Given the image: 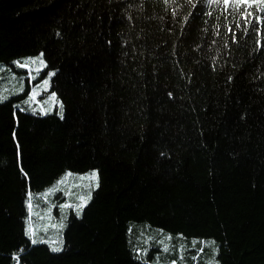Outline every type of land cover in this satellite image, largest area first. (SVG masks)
<instances>
[{
  "label": "trees",
  "instance_id": "trees-1",
  "mask_svg": "<svg viewBox=\"0 0 264 264\" xmlns=\"http://www.w3.org/2000/svg\"><path fill=\"white\" fill-rule=\"evenodd\" d=\"M249 11L0 0V76L23 87L0 100V264H264V11ZM41 53L51 108L20 66ZM93 172L79 215L45 218L62 248L46 229L32 243L29 203L80 205Z\"/></svg>",
  "mask_w": 264,
  "mask_h": 264
},
{
  "label": "rangeland",
  "instance_id": "rangeland-1",
  "mask_svg": "<svg viewBox=\"0 0 264 264\" xmlns=\"http://www.w3.org/2000/svg\"><path fill=\"white\" fill-rule=\"evenodd\" d=\"M40 55V54H39ZM39 55L30 58V59H34L36 57H38ZM29 59V60H30ZM43 60L45 62L44 56H43ZM46 64V62H45ZM31 66V65H30ZM28 68V67H27ZM36 70L39 68L40 71L36 72L35 75H30V81L32 83V92H33V88L34 86H37V89H40V86L42 85L43 81L45 79L49 80V86L46 90L41 89V93L38 94V98H39V104L41 105V107H43L45 105V108H51L53 106H55L58 103V97L57 94H55L54 92L51 91V76L49 77V73H45V67H42L39 64H36L34 67ZM13 71H9L8 69L5 71V73L0 76V100L6 99L9 95H11L12 93H19L20 90L17 89H13L14 87H16V80L19 78L17 75L15 76L13 74ZM34 90V91H36ZM44 94L43 97H41V95ZM55 95L56 100L55 101H51L50 97L52 95ZM72 176H74L73 174L67 175L63 180L64 181H69ZM81 177H84V179H81ZM91 177V173H87V174H81L76 176V179L78 180V182H80V193L82 194L83 198H84V206L88 203L89 201V196H91L92 190L94 188H96L97 185V180L94 178H90ZM77 189H73L72 187L67 190V193H71V194H65L67 199L70 197H74L73 194L76 195L77 193ZM56 201H59L60 199H55ZM69 200V199H68ZM36 205V204H35ZM59 205L60 209L62 210V214L63 216L66 217V215H69L71 213L77 214L79 215L82 211V209L78 210V204L74 207L73 203L71 202H64V201H60V203L58 204H53V200L50 199V195L47 196V199H43L41 201V205H36L33 209H30L31 212V219L32 221V230H33V234L32 237L36 240L39 241V237H38V233L40 230L42 229H46L49 230V236H48V240L46 242L50 243L51 246L53 248H58L61 249L62 246L60 244H57L56 241H53L52 239L54 238H58L61 242L63 241L62 238L60 237L57 229L59 227V221L57 220L56 222L51 221L50 223H46L45 222V218L48 217L50 215V210ZM65 205H70L69 207H65ZM61 220V219H60ZM63 224H66V220L64 219ZM43 241V240H42Z\"/></svg>",
  "mask_w": 264,
  "mask_h": 264
},
{
  "label": "snow or ice",
  "instance_id": "snow-or-ice-1",
  "mask_svg": "<svg viewBox=\"0 0 264 264\" xmlns=\"http://www.w3.org/2000/svg\"><path fill=\"white\" fill-rule=\"evenodd\" d=\"M212 3L215 4H222L224 6V10L225 11H230L232 13H240L241 15H244L245 13H247L248 16L252 15V12L249 11V9H252L253 7H255L256 9L260 10V11H264V0H212ZM39 64L42 67H46V64L43 60V53H41L38 57L34 58V59H30L28 61H25L23 64H21V67H28L29 65H36ZM40 69H37V72H39ZM50 75H55V73H51ZM49 86V80L45 79L42 83V85L40 86V89H44L46 90ZM40 89H37L36 91H33L31 93V97L30 100H35L36 96L39 94ZM20 91H23V87L21 86ZM51 101H55L56 97L53 94L50 97ZM28 101H26L27 103ZM62 105L60 106L61 108V116H62ZM70 175V174H69ZM90 178H94L97 180V187L99 186L98 184V174L96 172L91 173V177ZM81 179H84V177H81ZM60 183H64V181H61ZM59 190L58 188H54L52 191H56ZM66 194H71V193H66ZM90 198V196H89ZM81 199V204L78 206V210L82 209L84 207V198L80 197ZM29 209H31L32 205L31 203H29ZM70 205H65V207H69ZM28 232L30 235L33 234V230L31 228V225L29 226ZM37 241L35 239L32 240V243H36ZM214 243V242H212ZM54 251H58V248H54ZM202 251V249H201Z\"/></svg>",
  "mask_w": 264,
  "mask_h": 264
}]
</instances>
